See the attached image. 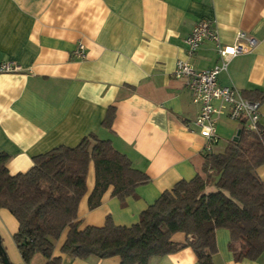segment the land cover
<instances>
[{"label": "crops", "instance_id": "1", "mask_svg": "<svg viewBox=\"0 0 264 264\" xmlns=\"http://www.w3.org/2000/svg\"><path fill=\"white\" fill-rule=\"evenodd\" d=\"M201 20L218 28L220 40L231 45L246 31L259 43L238 55L219 76L222 86L245 96L264 94V0H0V65L11 62L16 72H0V152L8 154L11 174L25 173L34 157L59 146H77L91 133L110 140L133 168L150 177L123 206L111 186L102 203L90 209L95 187L93 163L87 193L79 205L81 229L101 227L110 216L119 226H132L140 215L181 180L203 174L206 139L195 120V104L187 80L176 78V62L187 58V36ZM86 48V58L75 51ZM200 69L219 62L215 43L206 41L197 54ZM256 92V93H254ZM260 125L264 126V98ZM116 108L111 128L103 126L110 107ZM241 123L224 114L218 120L219 144L224 152ZM264 181V165L257 168ZM19 223L0 209V237L13 264H24L14 241ZM68 229L56 243L54 256L62 264H121L120 256L85 259L61 252ZM214 264H264L236 261L231 235L217 230ZM172 240L184 244L185 233ZM37 253L30 264H47ZM152 264H200L192 247L154 258Z\"/></svg>", "mask_w": 264, "mask_h": 264}, {"label": "trees", "instance_id": "2", "mask_svg": "<svg viewBox=\"0 0 264 264\" xmlns=\"http://www.w3.org/2000/svg\"><path fill=\"white\" fill-rule=\"evenodd\" d=\"M245 97L258 101L264 94ZM115 116L112 106L103 126L111 128ZM241 124L224 152H206L203 174L164 191L129 227L116 225L109 216L104 226L80 228L79 205L87 193L91 163L95 187L90 209L101 205L111 186L112 195L124 206L128 197H138V186L150 181L110 140L91 133L75 147L63 145L35 156L29 171L14 175L7 167L10 156L0 152V209H8L19 223L14 241L24 264L37 253L48 259L47 264H62L54 251L67 229L61 252L71 258L120 256L121 264H152L154 258L190 246L200 264H214L217 230L226 228L236 261L259 259L264 253V181L257 168L264 165V126L254 131ZM179 232L187 236L184 244L172 240ZM4 250L0 264H6L5 256L13 264Z\"/></svg>", "mask_w": 264, "mask_h": 264}, {"label": "built area", "instance_id": "3", "mask_svg": "<svg viewBox=\"0 0 264 264\" xmlns=\"http://www.w3.org/2000/svg\"><path fill=\"white\" fill-rule=\"evenodd\" d=\"M215 43L219 62L208 69H200L197 54L203 43ZM187 58L176 62L174 76L187 80L193 102L200 106L195 120L199 133L206 139L205 151L213 152L219 144L218 120L224 114L236 122L244 123L247 128L257 131L261 118V103L246 98L234 87L222 86L219 76L228 70L230 62L238 55L255 50L258 39L246 31H239L231 45H224L220 40L218 28L209 20L199 21L185 40ZM75 54L80 59L86 58V48L79 44ZM20 67L6 62L0 65V72H16Z\"/></svg>", "mask_w": 264, "mask_h": 264}, {"label": "water", "instance_id": "4", "mask_svg": "<svg viewBox=\"0 0 264 264\" xmlns=\"http://www.w3.org/2000/svg\"><path fill=\"white\" fill-rule=\"evenodd\" d=\"M0 251H1V253H4V252H5L4 247H3V245H2V242H1V238H0ZM5 260H6V264H9V263L7 262V257H6V256H5Z\"/></svg>", "mask_w": 264, "mask_h": 264}, {"label": "rangeland", "instance_id": "5", "mask_svg": "<svg viewBox=\"0 0 264 264\" xmlns=\"http://www.w3.org/2000/svg\"><path fill=\"white\" fill-rule=\"evenodd\" d=\"M213 190H214V188H213V187H211L209 191H213Z\"/></svg>", "mask_w": 264, "mask_h": 264}]
</instances>
